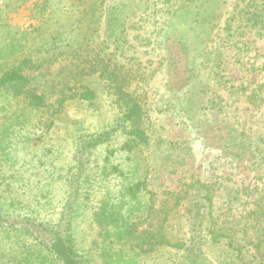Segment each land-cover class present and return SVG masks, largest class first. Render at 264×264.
<instances>
[{
  "label": "rangeland",
  "instance_id": "1",
  "mask_svg": "<svg viewBox=\"0 0 264 264\" xmlns=\"http://www.w3.org/2000/svg\"><path fill=\"white\" fill-rule=\"evenodd\" d=\"M252 1L256 5L264 3V0L212 2L222 16L217 20L219 26L213 31L210 46L223 53L228 75L236 87L232 96L229 89L224 91L229 99L228 114L246 120V126L252 128L251 133L259 135L264 134V88H260L264 85V25L246 28L247 13H244V19L233 21L232 32L241 27L247 32L245 36L234 40L232 34L230 37L223 31L228 18L238 16ZM160 2L157 7L161 6ZM55 8L57 0H0V74L1 69L27 59L22 73L30 78L29 86L38 90L44 88L48 95L47 107L33 111L14 91L0 88V131H10L7 135L11 145L6 148L8 155L0 151V264H19V260H26V264H55L43 250L44 246L34 239L29 227L32 223L55 227L71 202L75 210L71 232L76 248L90 264H186L188 252L184 249L178 251L156 245L137 258L129 252L134 244L143 242L146 245L149 240L187 243L195 235L191 225L200 202L206 205L201 214H204L206 234L212 243L206 246L198 264H264V244L259 245L258 239L264 238V211H258L259 218L250 216L256 210L257 192L264 193V162L255 160L244 144L225 147L224 137L222 140L219 132L210 130V127L223 130V124L216 123L214 117L210 125L204 121L200 108L205 97L198 92L199 83H191L192 94L183 100L186 105H181L173 92L183 85L188 89L190 81L177 73L180 72L178 66L175 69L174 65H167V78L163 65L159 66L165 49L166 55L171 52L173 56L184 49L178 42V36L186 33L182 19H175L173 25L168 26L169 39L165 46L156 44L153 51L143 45V35L136 36L137 30L130 36L136 44L134 56H140L137 64L148 61L151 72L155 71L151 73L155 76L152 81L140 86L139 92L149 96L155 106L158 101L164 102V105L159 102V109H153L145 121L150 142L135 150L134 162L129 161L126 154H119L116 160L113 158L122 162L125 170L133 169L136 162L141 163L138 174L146 180V192L132 203V216L126 209H117L121 211L123 225L128 220L138 222V239L123 246L117 231L112 227L108 229L109 222L97 216L102 201L117 202L111 199L119 197V186L113 175L101 185L91 184L87 176L94 174V170L90 167L102 166L107 152L119 148L124 136L118 134L108 146L89 155L90 166L85 168L83 176L79 175L76 158L79 137L114 126L118 110L104 94L102 83L92 79L90 85L99 95L94 105L79 101L60 104L58 89L61 86L58 88L56 84L61 77L57 74L68 60L45 54L47 47L40 49L51 36L53 28L47 30L46 27ZM167 18L163 17L162 21ZM161 26L160 23L158 29ZM146 27L152 30L153 22H148ZM188 34L190 43L194 35ZM157 35H152L154 43L160 42V37L165 38L164 33L159 34V38ZM102 38L98 35L97 40ZM195 47L198 45H191V49ZM31 54L35 59L30 60ZM184 64L179 62L178 65ZM254 88L263 98L257 106L247 102ZM247 106L250 111L246 110ZM191 117L194 120L190 123L188 118ZM10 124H14L13 127ZM170 143H180V146ZM161 144L168 146L166 151ZM8 156L10 159L5 160ZM201 184L205 187L201 188ZM219 233L225 235L215 240ZM231 238L236 244H229Z\"/></svg>",
  "mask_w": 264,
  "mask_h": 264
},
{
  "label": "trees",
  "instance_id": "2",
  "mask_svg": "<svg viewBox=\"0 0 264 264\" xmlns=\"http://www.w3.org/2000/svg\"><path fill=\"white\" fill-rule=\"evenodd\" d=\"M159 1H161V6L157 7ZM213 1L217 0H158V2L155 0H57V8H55L49 25L46 27L47 30L50 28L53 30L51 36L40 49L47 47L44 49L45 54L50 53L53 58L62 57L63 60H68L62 72L57 74V77H61L59 83L56 84L58 88L61 86L58 89L60 104L64 105L68 101H79L94 105L99 99V95L90 85V79H92L102 83L104 94L109 97L110 103L118 110L114 126L99 133L82 134L79 137L76 158L77 170L79 175L83 176L85 168L90 166L89 155H92L96 149L102 146H108L118 134L124 136L119 148L108 151L103 165L90 167V170H94V174L87 176L91 178L93 185H97V183L101 185V182L111 175L117 180L119 197L111 199L112 201L117 200V202L102 201L103 205L97 216H101L104 221L109 222L106 224L108 229L112 227L117 231L118 238L124 242L123 246L128 245L129 241L138 239V222L128 220L123 225L121 211L117 209H126L129 211V216H132L134 214L132 203L138 201L139 196L144 191L146 192V180L141 174H138L141 163L136 162L133 169L125 170L122 166L123 163L114 161L113 158L116 160L119 154H126L128 160L134 162L132 155H136L135 150L140 146H147L150 142L148 130L144 128L145 121L153 109H159V102H162H156L155 106V103L150 101L149 96L139 92L140 86L152 81L155 77L152 74L155 71L151 72L147 64L148 61L137 64V61H141L140 56H134L133 48L136 47V44L134 38H130L131 32L134 30H137L136 36H144L141 39L146 49L151 48L153 51L157 46L156 44L161 46L169 39L167 29L168 26L173 25L175 19H182L185 22L186 33H181L178 36L179 45L184 48L181 49L182 56H180L181 54H177V56L174 54L173 56L170 54L171 52H167L166 55L165 49L163 51L164 58L159 63V66L163 65L164 67L163 72L166 78L169 75L167 65H174V68L177 69L178 66L180 71L177 73L190 81L188 89L184 88V85L180 86V89L173 92L174 95L181 101V105H186L183 100H186L189 93L192 94L191 83L193 82V85L199 83L198 92L202 94V98L205 97L200 108L205 123L210 125L213 121L212 117H214L217 118L216 123L223 124L224 128V132L218 127H210V130L215 129L216 132H219L221 139L224 137L225 147H229V144L232 146L244 144L250 149L255 160L264 162V134L251 133L252 128L246 126V120L241 121L227 112L230 105L224 91L229 89L231 91L230 96H232L236 87L228 75L223 53L218 48L212 49L210 46L213 41L211 39L213 31L219 26L217 20L222 16L218 8L215 9L213 6ZM244 13H247L244 25L246 28L253 29L264 25V3L256 5L252 1L240 10L238 16L234 15L227 20L223 31L227 35L232 34L234 40L238 36H245L247 33L240 26V29L237 28L232 32L233 21L237 20L236 18L244 19ZM163 17L168 18L163 22ZM148 22H153L152 30H148L146 27ZM160 23L162 26L158 29L157 26ZM101 29L102 32H100ZM189 32H192V36L194 35V39L190 43L189 38H187ZM163 33L165 38L160 37V42L154 43L152 35L158 34L159 38L161 36L159 34ZM98 35L100 38L103 36L101 41L97 40ZM193 44L198 45V48L191 49ZM29 58L30 60L35 59L32 54ZM179 62L185 64L179 66ZM27 64L28 60L26 59L18 65L1 69L0 88L14 91L15 95L23 100L29 110H41L47 107L46 98L48 95H46L47 92L44 88L38 90L29 86L30 78L22 73L23 66ZM78 83L79 85H77ZM260 88H264V85ZM52 89L54 90L55 86H52ZM262 99L261 94H257L256 88L252 89V93L247 96V102L256 106L258 101L262 103ZM162 104L164 105V102ZM249 106L246 110L250 111ZM188 119V121L194 120L193 117ZM13 125L10 124V127ZM0 132H3L0 133V151H3V155L5 153L8 155L6 148L11 147V145L8 143L10 140H8L7 133L10 131L5 129ZM161 145L166 151L168 146ZM169 145L180 146V143H170ZM162 150L160 148V152ZM9 159L10 156L5 160ZM95 172H99V174L96 176ZM202 187L205 186L202 185ZM257 193L256 210L250 216L258 217V211H264V193L261 190ZM110 194L108 191L107 197ZM127 197H129L128 201L126 200ZM71 203L66 206L58 225L55 227L32 223L35 228L31 226L29 230L31 231L32 228L34 239L44 246L43 250L47 252L48 258L55 264H90L88 258L76 248L71 232L75 213ZM205 206L203 202H200V207L198 206V210L194 214V223L191 225L195 235H192L187 243L182 241L174 243L169 239L162 240L160 243L149 240L150 243L146 245L143 242L134 244L129 253L134 254V257L137 258L143 253L150 252L154 246L162 245L164 248L172 247L178 251L184 249L189 256H187L188 262L186 264H198L205 253L206 246L212 243L206 234L208 228L203 223L204 214H201V209ZM106 225L100 226L105 227ZM111 233L108 231V234ZM222 235L225 234L219 233V235H215L214 239L216 240ZM258 239L259 245L264 244L263 237ZM229 244L233 245L236 242L231 238ZM144 245L149 248H144ZM121 252L124 250L122 249ZM124 255L129 257L127 253ZM18 263L26 264V260H19Z\"/></svg>",
  "mask_w": 264,
  "mask_h": 264
}]
</instances>
